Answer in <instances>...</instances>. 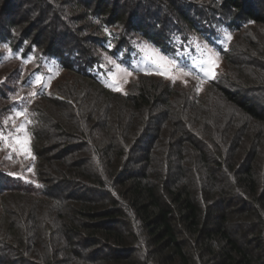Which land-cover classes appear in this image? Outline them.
I'll use <instances>...</instances> for the list:
<instances>
[{"label":"trees","instance_id":"obj_1","mask_svg":"<svg viewBox=\"0 0 264 264\" xmlns=\"http://www.w3.org/2000/svg\"><path fill=\"white\" fill-rule=\"evenodd\" d=\"M119 1L130 2L0 0V43L19 54L0 55V67L36 62L0 79V147L10 152L7 114L21 109L34 168H0V264H264V0H149L139 22V3ZM32 6L28 23L56 30L48 43L20 22ZM73 19L80 35L57 43ZM244 27L250 39L226 43ZM138 38L182 57L204 40L229 75L210 78L207 93L148 75L108 88L86 40L128 63ZM50 59L79 82L33 96Z\"/></svg>","mask_w":264,"mask_h":264},{"label":"rangeland","instance_id":"obj_2","mask_svg":"<svg viewBox=\"0 0 264 264\" xmlns=\"http://www.w3.org/2000/svg\"><path fill=\"white\" fill-rule=\"evenodd\" d=\"M135 1L137 4L139 3V5L133 9L135 12H132L133 20L138 22L144 21L143 16L145 13L148 10L155 8L150 6L149 0H130L128 3L119 1L117 5L119 9L127 11L131 8V3L133 4ZM27 6H29V4ZM255 6L260 10V2H256ZM160 9L158 8L157 11H155L157 16H161ZM20 11L22 12L18 11V16H23L24 13H26V17H22L20 22L27 26L28 34H33L34 37L42 39L45 43H48L56 34L53 25H43L41 22L37 23L36 21L33 22V25L37 30H31L33 25L29 24L28 21L32 20L30 18L33 17L32 15L36 14V6L25 7V10ZM75 22L76 20L73 19V24H69V30L59 32L56 35L57 43L76 41L80 34ZM251 32V30H246L245 27L238 29L236 32L230 33L229 31V34L225 33V41L228 43V41L233 40V45H237L241 37H244V35H247L250 39ZM229 35L231 36L230 40L227 38ZM85 43L87 46H91L90 49H88L89 51L87 50L90 54H95L96 51L99 55L100 64L104 67L103 73L100 77L104 84L112 90L115 87L119 88V91L125 92L128 88L137 84L140 79H144L145 75H148L153 79L161 78L164 81L175 85V87L180 90L183 89L190 93H207L209 86L208 81L213 77L206 72L210 66L208 63L209 60L215 62L216 65L213 69L215 73L214 77L218 74L229 75L227 66L229 64L227 58L224 57V54L218 52L210 43H206L199 38L194 40V46L196 47L195 53L183 55L184 57L165 54L147 40L139 39L134 45L136 51L128 63L123 59L117 61L106 50L96 48L94 41L90 42V40H86ZM0 55L1 59H7L13 55L18 56L19 54L11 52L8 46L5 47V44L0 43ZM20 61L21 60L17 58V60H11L6 65L1 66L0 79L3 77L8 78V75L14 72L13 70L15 67L21 68L20 72L22 73V76H25L36 65L32 56L27 57L21 62ZM25 61H27V63H25ZM117 65L120 67L117 68ZM40 67V72L34 74V78L30 80L32 83L30 86L32 89H29L31 93L37 90L39 86H41L40 88L42 90L45 89V91L49 93L55 89L68 88L70 87L69 85L77 84L79 82L78 75L75 71L69 68L59 67V64L54 60L50 59L48 62H43ZM124 69H127V71H124ZM230 73L232 76H238V68L234 67L233 71ZM37 76L41 78L40 83H36ZM108 85H112L113 87H109ZM21 111V109L13 110L9 111L7 114L6 120H8L12 128L13 134H11L12 136L10 140L7 139L6 141V145H9L10 152L3 149V147H0V168L13 169L16 167L17 173L21 172L26 175H32L34 173L32 165L33 152L30 145V135L26 130L27 119L24 114L20 116L16 115L17 112ZM54 139V136L50 133L46 134L45 140L47 142L45 143V146H47L48 153H50V148L48 147L54 143ZM3 162H7L8 165H2Z\"/></svg>","mask_w":264,"mask_h":264},{"label":"snow or ice","instance_id":"obj_3","mask_svg":"<svg viewBox=\"0 0 264 264\" xmlns=\"http://www.w3.org/2000/svg\"><path fill=\"white\" fill-rule=\"evenodd\" d=\"M229 40L231 39V36L229 35L228 37H227ZM5 47H7V45H5ZM30 59V58H29ZM25 63H27V61H25ZM174 63V62H173ZM209 68L206 70V72L208 73V74H211L213 77H214V75H215V73H214V71H213V69H214V67L216 66L215 65V62H213V61H211V60H209ZM117 68H119L120 66L119 65H117L116 66ZM124 71H127V69H124ZM161 74H166V73H161ZM129 75H130V73H129ZM174 79V78H173ZM41 82V78L39 77V76H37V78H36V83H40ZM109 87H113L112 85H108ZM113 90H117V91H119L120 89L119 88H113ZM31 95H33V96H35V95H37V93H31ZM24 113H23V111H21V112H17L16 113V115L17 116H20V115H23ZM5 123H7V122H5ZM0 138H2V133H0Z\"/></svg>","mask_w":264,"mask_h":264}]
</instances>
